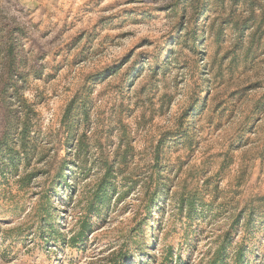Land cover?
I'll return each instance as SVG.
<instances>
[{
    "label": "rangeland",
    "instance_id": "374dc122",
    "mask_svg": "<svg viewBox=\"0 0 264 264\" xmlns=\"http://www.w3.org/2000/svg\"><path fill=\"white\" fill-rule=\"evenodd\" d=\"M6 130L0 264H264V0H0Z\"/></svg>",
    "mask_w": 264,
    "mask_h": 264
},
{
    "label": "trees",
    "instance_id": "16d2710c",
    "mask_svg": "<svg viewBox=\"0 0 264 264\" xmlns=\"http://www.w3.org/2000/svg\"><path fill=\"white\" fill-rule=\"evenodd\" d=\"M15 30H17V28L15 27H11L10 28V32H14ZM14 38V37H12ZM11 38V39H12ZM16 41H12V43L10 42V44L7 46V55L9 56V67L7 68V71H9L10 75L8 77V79L6 80L4 86H3V93L2 95L5 93V98L6 95L9 94L10 89H12L13 91V95L15 97H18V84H17V80L14 79V73L18 72V77L17 79H19L20 81L23 80L25 78V74L22 72H19V70L16 67ZM20 99V98H19ZM22 99H20V103H22L21 101ZM25 104V101H24ZM24 104H21V108L24 107ZM72 108V104L69 105V107L66 110L65 113V117H68L70 115L71 109ZM29 123H30V115L28 116V114H26L25 116V120L23 122V125L20 129L19 132V138L21 140V143H23V145L26 143V141L28 140V133H29ZM8 132L3 131L1 136H0V153L1 152H6L7 154V158L8 161L11 164L15 163V157H14V153L16 152V150L14 149L13 146H11L8 143ZM26 147V146H25ZM104 195V194H103ZM103 196H101L102 198ZM80 230L78 232H76L73 236L70 237V243L72 245H76L78 242L82 241L84 237H86L88 231L90 230L91 224L90 222H88V220H83L81 222V226H80ZM232 244V240L231 239H226L225 243H223L222 245L219 246V248L215 251L214 255L211 257V259L209 260L208 264H251L252 260L250 258V256L247 254V248L246 245L244 243H241L240 245H238L235 254H234V258L231 262H229V254H228V248L230 247V245ZM125 258L121 257L119 258L114 264H124L127 257L124 256Z\"/></svg>",
    "mask_w": 264,
    "mask_h": 264
}]
</instances>
